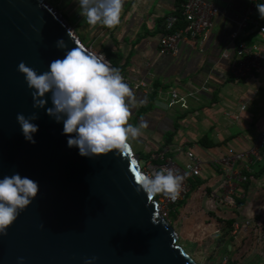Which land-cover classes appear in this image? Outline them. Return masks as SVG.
Returning <instances> with one entry per match:
<instances>
[{"label":"water","instance_id":"1","mask_svg":"<svg viewBox=\"0 0 264 264\" xmlns=\"http://www.w3.org/2000/svg\"><path fill=\"white\" fill-rule=\"evenodd\" d=\"M58 40L67 48L58 49ZM78 46L44 0H0V179L18 172L40 187L0 235V264H85L93 257L92 264H195L151 197L137 191L141 173L130 151L83 157L67 146L63 123L47 115L51 94L45 108H33L19 63L43 73ZM18 113L38 115L35 144L25 140Z\"/></svg>","mask_w":264,"mask_h":264},{"label":"crops","instance_id":"2","mask_svg":"<svg viewBox=\"0 0 264 264\" xmlns=\"http://www.w3.org/2000/svg\"><path fill=\"white\" fill-rule=\"evenodd\" d=\"M181 1L124 0L120 23L112 28L100 24L90 25L80 15L77 0H63L60 9L68 14L74 12L80 15L74 16L82 19V29L88 30L90 35L99 36V49L108 50L114 60L119 59L121 75L133 82L142 80L150 91L162 84L165 92L179 87L185 93H192V98L175 106L176 110L167 106L164 110L154 105V111L138 119L137 125L142 122H147L148 125L142 131L140 141L146 144L148 150H155L160 146L172 148V142L175 141L179 144L177 148L186 151H190L191 146H197L198 150L193 147L190 152L201 160L204 168H201L196 181L202 184L200 188L209 190L213 197L218 194L219 183V173L214 161L229 154L246 152L252 138L264 127V63L260 70L253 72L251 79L235 81L229 77L228 64L233 54L229 35L235 31V25L239 21L243 7L241 0H203L215 6L220 14L215 18L202 48L200 47L202 52H197L188 45H179L175 56L158 55L156 44L162 34L163 21L176 13ZM255 3L264 4V0H255ZM255 18L264 24L257 9ZM246 42L255 44L264 53V37L260 40L253 35ZM134 94L138 102L132 109L135 116L144 106L150 92L137 91ZM160 99L164 102V98ZM241 107L243 110H240ZM134 116L131 121L136 126ZM168 134L171 137L167 138ZM166 140L169 143L163 145ZM182 155L175 154L173 161L178 159L181 162L178 165L183 164L184 161L180 159ZM244 165V160L235 163V169L247 177V183L240 185L243 198L236 202L237 205L238 202L244 203L249 195L257 196L260 192L257 190L264 187V161L247 165L248 172H245ZM190 180L187 181L189 191L192 189ZM216 205L220 211V204ZM227 208L231 212L223 214L226 217L231 214L235 219L231 215L228 219L240 221L252 210L251 203L240 213L237 206ZM234 213L237 215H233ZM252 228L253 226L246 228L235 236L228 235L233 240L229 237L231 242L228 239V243L224 245L227 254L223 257L228 259L229 264H240V261L249 257L254 264H261L264 250L260 247L262 242H258V232L254 233L256 230Z\"/></svg>","mask_w":264,"mask_h":264},{"label":"clouds","instance_id":"3","mask_svg":"<svg viewBox=\"0 0 264 264\" xmlns=\"http://www.w3.org/2000/svg\"><path fill=\"white\" fill-rule=\"evenodd\" d=\"M80 15L90 25L100 24L112 28L120 23L124 0H77ZM261 20H264V4H256ZM58 49H65L63 40L56 43ZM24 74L27 86L32 89L33 108L42 109L50 95L52 107L47 115L57 123H63V133L68 137L67 146L78 148L83 157H99L109 153L123 155L131 150L130 141L141 136L147 122L139 127L129 123L132 109L138 102L135 94L118 68L100 53L78 46L66 51L63 59L50 62L49 70L37 73L24 62L18 65ZM26 141L35 144L34 134L38 125L36 113L16 116ZM185 175L172 168H160L136 177L141 189L149 197L163 194L175 200L181 192ZM39 183L18 172L0 179V235H7V229L16 221L37 197ZM21 262L23 258H19ZM95 257L86 260L92 264Z\"/></svg>","mask_w":264,"mask_h":264},{"label":"built area","instance_id":"4","mask_svg":"<svg viewBox=\"0 0 264 264\" xmlns=\"http://www.w3.org/2000/svg\"><path fill=\"white\" fill-rule=\"evenodd\" d=\"M243 7L240 11L239 21L236 23L235 31L230 33L229 41L232 45V58L228 64L229 76L235 81L251 79L253 72L260 70L264 63V53L255 44H248L246 40L256 35L260 40L264 37V24L256 20L255 0H241ZM219 10L211 3L203 0H182L175 14L167 16L163 21L162 34L157 39V54L161 56H175L179 45H188L189 48L202 52L203 42L208 38L213 22L219 15ZM123 76V75H122ZM124 77L133 91L142 93L150 92L146 83L142 80L131 81ZM161 89L158 88L157 96H161ZM167 106L175 107L183 104L186 99L192 98L191 92H184L179 87H173L166 91ZM243 110V107L240 108ZM171 148H163L160 151L149 152L148 158L143 166L139 167L140 173H151L160 168H172L181 175H185L180 195L172 200L163 194L151 197L156 204L157 216L168 224L170 211L180 202L186 200L189 189L187 181L198 179L201 170V161L190 151L175 149V154L182 153L186 163L178 165L173 161ZM172 157V158H171ZM244 160V170L248 172L247 165L264 161V127L252 138L250 148L241 154H229L214 161L218 171L219 183L217 196L211 197L218 204L226 207H236V202L242 200L240 185L247 183V177L235 169V163ZM251 224L250 220H233L231 222L232 236L240 231L246 230ZM256 230V229H255ZM257 233V230L254 231ZM264 264V255L262 256ZM212 264H229L226 257H220Z\"/></svg>","mask_w":264,"mask_h":264},{"label":"rangeland","instance_id":"5","mask_svg":"<svg viewBox=\"0 0 264 264\" xmlns=\"http://www.w3.org/2000/svg\"><path fill=\"white\" fill-rule=\"evenodd\" d=\"M44 1L49 6H51L52 9L56 10L60 18H62L65 21V23L72 29V31L75 34V37L83 47L88 48L89 50L97 54L101 53L99 49V41H100L98 40L99 36L95 37L93 35H90L88 33V30L85 31L84 29H82V24H81L82 19L76 18V16H74L77 14H74V12L68 14L67 12L61 10L60 6L63 0H44ZM77 16L80 15L78 14ZM159 87L162 91L161 96L156 95L155 101H159L161 104L156 102L154 105H156L158 108H162L165 110L167 106L166 92L164 91V88H162V84H160ZM133 92L135 93L137 91H133ZM158 97L164 98L163 99L164 102H161V99ZM162 104H164L165 106L164 105L162 106ZM167 108L170 107L167 106ZM176 109L177 107L171 108V110H176ZM133 116L134 115L132 114L129 119L130 124H133L131 121ZM218 119H220V116L218 117ZM136 126L139 127L137 123ZM143 130L145 131V128L142 129V131ZM130 144H131V150H130L131 155L136 157L138 166L142 167L144 161L141 158V156L149 152L151 153L154 150L146 149L145 147L146 144L140 141V136L136 139L131 140ZM172 145H174L171 148L172 157H173L175 155V149H177L179 144L178 142L175 141L172 142ZM193 147L195 150H198L197 146H191L189 150L193 151ZM180 159H182L184 163L187 162L183 155L181 156ZM176 163L178 164L181 162L177 159ZM200 167L204 168V164H201ZM196 180L197 179H191L189 181L192 188L189 191L190 193L188 194L186 200L183 203L176 205L170 211L167 222L175 234V244L178 247H180V249L188 258H190L195 264H212L220 257H223L224 254H227L224 245L226 244L228 239L229 242L233 240L232 239L233 237L231 238L229 236L231 238L230 240L228 235H225L224 236L225 238L222 240V242H219L220 234L223 233L224 235L225 234L224 232L228 229L227 221L231 220L228 219L231 214H229L226 217V215H224L223 213H228V212L230 213L231 211H229L230 208L221 205L219 206L221 212L218 211L216 207L218 206L216 205L217 202L215 203L213 202L214 200L210 196V191L208 190L209 191L208 192L206 188H200L202 184L197 183ZM257 192H258L257 196L252 194L251 197V195H249L248 199H246L244 203L238 202L237 207L240 213L242 212V210H246L247 206L250 205L251 203L252 210H249L245 214L246 218L244 219L250 220L251 222L250 226L247 227V229H250L253 226L252 229L257 230L258 232L257 237L259 240L258 242L260 243L262 242V244H260V247L264 250V187L262 189L259 188ZM233 215H237V214L234 213ZM262 262L263 259L260 260V263ZM240 264H254V263L251 257H249V259H246L245 261H240Z\"/></svg>","mask_w":264,"mask_h":264},{"label":"trees","instance_id":"6","mask_svg":"<svg viewBox=\"0 0 264 264\" xmlns=\"http://www.w3.org/2000/svg\"><path fill=\"white\" fill-rule=\"evenodd\" d=\"M100 52L105 55V58L109 61H111V65L112 67L114 68H118L120 69L121 67L118 66V62H119V59L117 60H114L113 59V56L112 54L108 51V50H100ZM230 77V76H229ZM231 78V77H230ZM232 79V78H231ZM233 80V79H232ZM160 88V87H157L153 90L150 91V94L147 96V99H146V102L144 104V106L142 108H140L136 113H135V116H134V121L137 123L138 122V119H141L143 116H145L147 113H150L152 112V110L154 111V104H155V96L157 95L156 91L157 89ZM171 137L169 134L167 135V138ZM169 143L168 140H166L164 142L163 145ZM163 148H165L164 146H160L159 148L155 149L154 151H160L162 150ZM148 154H143L141 156V158L143 159V161H145L147 158H148ZM183 202H180L179 204H181ZM178 204V205H179ZM227 225H228V229L224 232L225 234L223 235V233L220 234V239H219V242H222V240L225 238L224 236L225 235H229L230 234V231H231V221H227ZM220 232V231H219Z\"/></svg>","mask_w":264,"mask_h":264},{"label":"bare ground","instance_id":"7","mask_svg":"<svg viewBox=\"0 0 264 264\" xmlns=\"http://www.w3.org/2000/svg\"><path fill=\"white\" fill-rule=\"evenodd\" d=\"M91 51V50H90Z\"/></svg>","mask_w":264,"mask_h":264}]
</instances>
